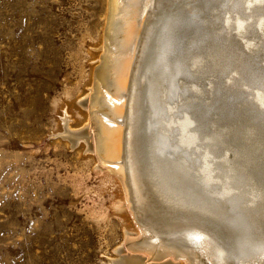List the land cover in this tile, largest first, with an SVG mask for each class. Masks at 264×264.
I'll return each mask as SVG.
<instances>
[{
	"label": "bare ground",
	"instance_id": "6f19581e",
	"mask_svg": "<svg viewBox=\"0 0 264 264\" xmlns=\"http://www.w3.org/2000/svg\"><path fill=\"white\" fill-rule=\"evenodd\" d=\"M104 8L62 137L120 189L110 263L264 264V0Z\"/></svg>",
	"mask_w": 264,
	"mask_h": 264
},
{
	"label": "rangeland",
	"instance_id": "374dc122",
	"mask_svg": "<svg viewBox=\"0 0 264 264\" xmlns=\"http://www.w3.org/2000/svg\"><path fill=\"white\" fill-rule=\"evenodd\" d=\"M104 4L0 0V264H111L125 246L115 179L62 137Z\"/></svg>",
	"mask_w": 264,
	"mask_h": 264
},
{
	"label": "water",
	"instance_id": "95a60500",
	"mask_svg": "<svg viewBox=\"0 0 264 264\" xmlns=\"http://www.w3.org/2000/svg\"><path fill=\"white\" fill-rule=\"evenodd\" d=\"M155 15H156V8H155V5H153L152 9H151V15L148 16V18L146 19V25H149L155 19ZM144 35H145V32L142 33L143 37H144Z\"/></svg>",
	"mask_w": 264,
	"mask_h": 264
}]
</instances>
